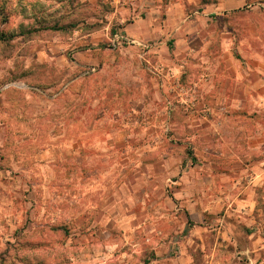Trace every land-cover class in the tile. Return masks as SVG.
Returning a JSON list of instances; mask_svg holds the SVG:
<instances>
[{
    "label": "rangeland",
    "instance_id": "rangeland-1",
    "mask_svg": "<svg viewBox=\"0 0 264 264\" xmlns=\"http://www.w3.org/2000/svg\"><path fill=\"white\" fill-rule=\"evenodd\" d=\"M142 1L0 0V256L8 264L242 261L214 253L227 244L220 213L205 225L189 217L187 188L215 196L211 182L235 181L225 169L238 164L221 159L203 98L182 83L160 95L151 81L142 96L127 80L125 49L135 46L114 35L136 22L134 7L154 17L141 13ZM181 2L192 17L210 5L227 43L244 42L250 28L264 46L263 0ZM158 3L164 23L166 0ZM258 200L264 219L262 189Z\"/></svg>",
    "mask_w": 264,
    "mask_h": 264
},
{
    "label": "crops",
    "instance_id": "crops-1",
    "mask_svg": "<svg viewBox=\"0 0 264 264\" xmlns=\"http://www.w3.org/2000/svg\"><path fill=\"white\" fill-rule=\"evenodd\" d=\"M183 5L181 0H166L164 23L159 22L158 0H143L139 5L141 13L154 15L151 18L139 17L134 7L136 22L124 28L125 36L137 42L125 49L129 53L127 80L134 83L135 90L143 91L142 96L147 95L151 81L160 95L171 83H182L203 98L207 127L220 130L221 159L238 164L236 170L234 165L225 169V176H236L235 181L229 179L224 188H212L211 182L215 196L197 195V188H187L190 220L205 225L207 217L220 213L218 233L227 244L225 251L215 249L214 253L233 254L242 259L238 264H264V219L258 215L259 191L264 190V46L260 47L257 36L248 35L250 28L244 33V42L227 43L226 27L219 34L212 28L218 16L210 5L193 17ZM134 9L124 11L132 14ZM149 66L157 67L155 78L148 77Z\"/></svg>",
    "mask_w": 264,
    "mask_h": 264
},
{
    "label": "built area",
    "instance_id": "built-area-1",
    "mask_svg": "<svg viewBox=\"0 0 264 264\" xmlns=\"http://www.w3.org/2000/svg\"><path fill=\"white\" fill-rule=\"evenodd\" d=\"M114 40L116 42H123L125 44H129V45H137V42L128 38L127 36H125V34L120 33L119 31H117L114 35Z\"/></svg>",
    "mask_w": 264,
    "mask_h": 264
},
{
    "label": "trees",
    "instance_id": "trees-1",
    "mask_svg": "<svg viewBox=\"0 0 264 264\" xmlns=\"http://www.w3.org/2000/svg\"><path fill=\"white\" fill-rule=\"evenodd\" d=\"M0 41H1V37H0ZM16 259H19L18 257ZM0 264H8L6 261H5V257L4 256H0Z\"/></svg>",
    "mask_w": 264,
    "mask_h": 264
}]
</instances>
